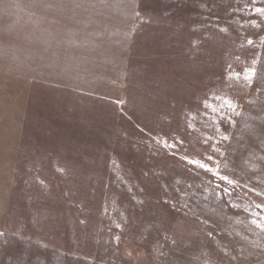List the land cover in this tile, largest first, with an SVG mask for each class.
<instances>
[{
	"label": "rangeland",
	"instance_id": "1",
	"mask_svg": "<svg viewBox=\"0 0 264 264\" xmlns=\"http://www.w3.org/2000/svg\"><path fill=\"white\" fill-rule=\"evenodd\" d=\"M0 121V264H264V0H0Z\"/></svg>",
	"mask_w": 264,
	"mask_h": 264
},
{
	"label": "crops",
	"instance_id": "2",
	"mask_svg": "<svg viewBox=\"0 0 264 264\" xmlns=\"http://www.w3.org/2000/svg\"><path fill=\"white\" fill-rule=\"evenodd\" d=\"M6 126V127H5ZM9 124L8 123H4V122H1L0 121V157L1 155L4 153L3 152V147H5L3 144H4V139L6 138H12V137H17V134L14 133L12 135L11 131H9L10 128H8ZM1 159V158H0ZM1 162V161H0Z\"/></svg>",
	"mask_w": 264,
	"mask_h": 264
}]
</instances>
